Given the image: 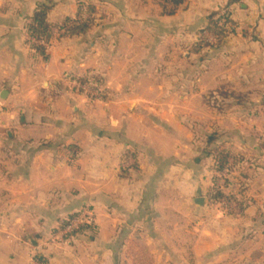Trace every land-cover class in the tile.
<instances>
[{
    "label": "crops",
    "instance_id": "obj_1",
    "mask_svg": "<svg viewBox=\"0 0 264 264\" xmlns=\"http://www.w3.org/2000/svg\"><path fill=\"white\" fill-rule=\"evenodd\" d=\"M41 5L92 27L41 55ZM214 13L234 32L208 47ZM217 144L247 161L237 217L210 208ZM262 217L264 0H0V264H264Z\"/></svg>",
    "mask_w": 264,
    "mask_h": 264
},
{
    "label": "trees",
    "instance_id": "obj_2",
    "mask_svg": "<svg viewBox=\"0 0 264 264\" xmlns=\"http://www.w3.org/2000/svg\"><path fill=\"white\" fill-rule=\"evenodd\" d=\"M166 2H171L175 7H178L182 4L183 0H163ZM51 10V6L41 5L34 16L29 20L28 25V35L30 39L41 41L44 43H49L54 33L56 31L62 30L64 32L63 36L66 37H75L86 34L90 28L92 27L93 20L91 16L93 15V8L91 6L82 7L79 10V15H88L90 18L85 19L83 22L74 24L73 26L69 25L73 22V20H66L62 25L54 26L48 22V14ZM233 23L230 21V18L227 13H214L209 17L207 30L214 34L216 38V43L214 45L205 44L208 47H219L225 41V39L234 32L232 27ZM32 48L41 55L46 56V48L41 45L31 44ZM90 81L93 80H85L84 83L90 84ZM219 139L217 136H214L210 140V144ZM223 145H217L212 151V155L214 157V169H215V180L214 185L218 182L219 174L222 173L228 167V159L232 155V152L228 148H222ZM228 184L227 180L225 181L226 185ZM222 190H217L215 193V198H228ZM232 199V198H230Z\"/></svg>",
    "mask_w": 264,
    "mask_h": 264
},
{
    "label": "rangeland",
    "instance_id": "obj_3",
    "mask_svg": "<svg viewBox=\"0 0 264 264\" xmlns=\"http://www.w3.org/2000/svg\"><path fill=\"white\" fill-rule=\"evenodd\" d=\"M208 36V35H207ZM206 39V38H205ZM87 91H89V89H87ZM92 93H94L92 90H90ZM91 93V94H92ZM249 140V138H247ZM251 139V138H250ZM217 145H222V144H217ZM222 148H229L228 146H224ZM243 158V159H242ZM247 162L245 157H242L241 155L239 156H234V154H232L230 156V158L228 159V167L227 169H225L222 173L219 174L218 177V182L214 185L213 189V193H212V197L214 199L210 200V208L216 212H220L224 215H229L232 214L233 217H237L236 215H241V213H244L245 209L248 207V203L246 201H244L242 195L244 194V192H246L244 190V187L242 186V182L244 181V174H242L245 169L247 168V164H244V167H242L243 170H241L239 173H241V178L239 177V181L236 182L237 178H233L232 174L233 171L235 169L236 165H240L241 162ZM235 162H237L238 164H235ZM245 168V169H244ZM217 176V175H216ZM233 178V179H232ZM227 180L228 184H225V181ZM222 190L221 192H223L226 196H228V198L224 199V198H214L216 195V191L217 190ZM238 196V198L236 197ZM232 198V199H230ZM220 201L221 203H213L215 201ZM213 201V202H211ZM241 219V218H240ZM260 221H263L264 223V217L260 218ZM260 237L255 238L257 239L258 242H263L264 240V233L259 234Z\"/></svg>",
    "mask_w": 264,
    "mask_h": 264
},
{
    "label": "built area",
    "instance_id": "obj_4",
    "mask_svg": "<svg viewBox=\"0 0 264 264\" xmlns=\"http://www.w3.org/2000/svg\"><path fill=\"white\" fill-rule=\"evenodd\" d=\"M33 44L44 45L47 44L41 41L30 40ZM214 201V199H212ZM211 201V202H213ZM213 203H221L220 201H215ZM96 224L95 214L90 208H84L80 210L73 218H71L61 229H59L54 237L53 242L59 245L68 244L78 232L85 227L93 226ZM32 264H48L44 260L34 259Z\"/></svg>",
    "mask_w": 264,
    "mask_h": 264
},
{
    "label": "water",
    "instance_id": "obj_5",
    "mask_svg": "<svg viewBox=\"0 0 264 264\" xmlns=\"http://www.w3.org/2000/svg\"><path fill=\"white\" fill-rule=\"evenodd\" d=\"M196 203H197L198 205H202V204H203V199H199V200H197Z\"/></svg>",
    "mask_w": 264,
    "mask_h": 264
}]
</instances>
